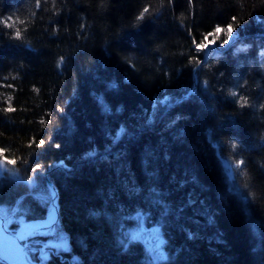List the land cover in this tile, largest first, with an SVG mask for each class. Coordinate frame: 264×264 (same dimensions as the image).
Returning <instances> with one entry per match:
<instances>
[{
    "label": "trees",
    "instance_id": "obj_1",
    "mask_svg": "<svg viewBox=\"0 0 264 264\" xmlns=\"http://www.w3.org/2000/svg\"><path fill=\"white\" fill-rule=\"evenodd\" d=\"M232 16L264 33V0H0V147L17 160L0 206L46 219L51 169L60 216L39 239L65 238L58 264H264V37L206 61L194 43ZM138 217L167 260L129 240Z\"/></svg>",
    "mask_w": 264,
    "mask_h": 264
},
{
    "label": "rangeland",
    "instance_id": "obj_2",
    "mask_svg": "<svg viewBox=\"0 0 264 264\" xmlns=\"http://www.w3.org/2000/svg\"><path fill=\"white\" fill-rule=\"evenodd\" d=\"M114 147L115 146L110 147V150H113ZM101 155H103V154L95 155V153H93V155H91V156L88 155V157L95 159L97 157H100ZM224 163L227 166V171H228L229 175L232 176L233 169L230 167V165L227 163V161L224 160ZM231 165L234 167V166H237L239 164H231ZM60 169H62V168H60ZM63 169H67V167H64ZM47 172H48V175H50L51 169L48 170ZM53 211H54L53 209H50V211L48 212V217L46 219L42 220V222H41L42 224L47 223L48 218H49V214L52 213ZM17 213L18 212H17L16 208H8V207L1 208V214L3 215L2 217L5 219V221L12 226H14L16 224V227L18 226L17 225L18 222L21 221L20 220L21 216H19ZM54 215H55V212H54ZM137 220H138L137 224L133 228L129 229V231L127 233V237L129 238V240H131V241L135 240L138 242H142L151 263L152 262L157 263L158 261H161V260L162 261L167 260L168 255H167L165 248H164L163 232L159 228L145 225L146 223L144 222L143 217H138ZM51 232H53V230ZM47 234H49V233H47ZM47 238L50 239L51 237L49 238V236H48ZM59 239L62 241H65V238L60 237ZM50 240H52V239H50ZM29 249H30L31 255L35 258L37 257L39 259V261L40 260L42 261L45 259V258L40 259V257L45 255L46 252L40 251L34 245L31 246ZM56 252H59V251H56Z\"/></svg>",
    "mask_w": 264,
    "mask_h": 264
},
{
    "label": "snow or ice",
    "instance_id": "obj_3",
    "mask_svg": "<svg viewBox=\"0 0 264 264\" xmlns=\"http://www.w3.org/2000/svg\"><path fill=\"white\" fill-rule=\"evenodd\" d=\"M150 13V6H145L142 11L139 12V15L137 16V20H143L145 18V16L147 14ZM18 19V18H17ZM13 17L12 16H8L6 19L3 20V24H5L7 27L9 28H13L15 27L14 23H10L9 21H12ZM20 23H23V21H20ZM229 25H231V30H230V35L227 41H225L224 39L221 41V39H214V35L215 33L219 30V29H228ZM238 26L237 24V17L236 16H232L231 17V22H226L224 24H217L215 25L211 31H209L206 34V38L204 36V38L198 42H194L195 43V48L199 51V52H204L206 50H209L212 46L217 45L218 43L220 45H227L230 43L231 38L235 35V29ZM224 36V33H221V36ZM15 36L17 38H19L21 36V31L19 28L16 29L15 31ZM221 38V37H220ZM194 60H196L197 63H199L198 58L194 57ZM11 98H9L10 100ZM246 100H241V103H246ZM4 111L6 112H13L15 111V108L12 106V104L9 102L8 107L6 109H4ZM41 123H44V121H41ZM50 139V137H49ZM46 143V141L43 140H39L38 142V146H43ZM93 155L92 153H89V156ZM237 164H242V162L237 161ZM15 166L17 165V160L15 158H10L9 155L7 154V149L0 147V170H4V171H12V169H10L8 166ZM41 168V165L39 163H37L35 165V167L32 169L34 172L39 170ZM29 181H32V177L29 176L28 177ZM47 228L48 230H52L55 228V222H54V211L52 213L49 214V218H48V222L46 224H26L24 227V233L26 234H30V230H40V229H45Z\"/></svg>",
    "mask_w": 264,
    "mask_h": 264
},
{
    "label": "water",
    "instance_id": "obj_4",
    "mask_svg": "<svg viewBox=\"0 0 264 264\" xmlns=\"http://www.w3.org/2000/svg\"><path fill=\"white\" fill-rule=\"evenodd\" d=\"M237 38H239V36H236L234 38V41ZM214 50H218V49L215 46H212L209 50H207V54L205 56L204 61H206V59L208 58V55L211 53V51H214ZM193 77H194L195 81H194L193 87L189 90V92L187 94H185L184 96L180 97L179 99H177L175 102L167 104V106H166L167 108L172 106V105L179 103L180 101H182L183 99L187 98L190 95V93L194 90V88L197 85V82H196L197 71L196 70L194 71ZM108 151H110V148H105L104 150L96 153L95 155L104 154ZM57 167L58 168H64L60 165ZM45 179H46V182L48 183V185L54 191V196L52 198V206H53V209L55 210L54 222L56 224L58 219H59V205L57 203L58 198H59V193H58V190H57L54 182L50 179L48 172H46V174H45ZM25 225L26 224L21 225L19 227V229L17 230V232H13V230L6 224L5 219L0 215V237L14 239L15 248H16L15 251H16L17 255L19 256V259H21V261L24 264H54L52 262H43V261L35 260L30 255V253L27 250L26 243L23 242V239L20 235V232H22L24 230ZM47 230L48 229L45 228V229L33 230V231L38 232V233H43V232H46ZM51 245H63L64 246L65 244H62L61 242H53V243H51ZM0 262H2L3 264H10V261L4 259L3 257H0Z\"/></svg>",
    "mask_w": 264,
    "mask_h": 264
},
{
    "label": "bare ground",
    "instance_id": "obj_5",
    "mask_svg": "<svg viewBox=\"0 0 264 264\" xmlns=\"http://www.w3.org/2000/svg\"><path fill=\"white\" fill-rule=\"evenodd\" d=\"M225 49H229L228 47H227V45H225V47H224ZM212 53H216V52H213L212 51ZM202 64V63H201ZM201 64H199L195 69H194V71L196 70V71H198V68H199V66L201 65ZM194 74V73H193ZM191 94V93H190ZM189 97V96H188ZM187 97V98H188ZM177 99H179V98H177ZM177 99H175L174 100V102L177 100ZM169 104V103H168ZM167 106V105H166ZM167 107H166V110L163 112V114L159 117V118H157L156 119V121H155V124H160L161 123V121H164L165 119L163 118V116L166 114V111H167ZM107 148H110V147H107ZM96 154V153H95ZM90 158V157H89ZM1 208H3L2 206L0 207V215L1 216H3L2 214H1ZM13 208V207H12ZM52 209H53V206H52ZM59 216H60V214H59ZM59 220V219H58ZM58 222V221H57ZM24 224H31V222H24L23 223V225ZM57 224V223H56ZM55 224V225H56ZM147 224V223H146ZM18 226L16 227V224L14 225V226H12V225H10L9 224V227H11V229L13 230V232H17V230L19 229V227L22 225V224H17ZM154 227H156V228H159L162 232H163V228L161 227V226H154ZM20 235H21V237H22V239H24V238H26L27 236H35V237H37L38 239L40 238L39 236H42L40 233H38V232H35V231H33V230H30V234H26V233H24V230L22 231V232H20ZM57 242H61L62 244H65V241H62V240H60V239H57ZM65 246H67V243L63 246V245H59V247H65ZM27 247V250H29L28 252L29 253H31L30 252V249H29V247L28 246H26ZM37 248V247H36ZM15 241H14V239H12V238H5V237H0V257H3L4 259H6V260H8V261H10V264H24L22 261H21V259H19V256L17 255V253H16V251H15ZM165 251H166V253H167V250L165 249ZM167 255H168V253H167ZM33 257V256H32ZM33 259H35V260H39L37 257L35 258V257H33ZM40 259H44V257L43 256H41L40 257ZM42 261H44V262H49L48 260H46V259H44V260H42ZM62 263V262H61Z\"/></svg>",
    "mask_w": 264,
    "mask_h": 264
},
{
    "label": "flooded vegetation",
    "instance_id": "obj_6",
    "mask_svg": "<svg viewBox=\"0 0 264 264\" xmlns=\"http://www.w3.org/2000/svg\"><path fill=\"white\" fill-rule=\"evenodd\" d=\"M25 239H26L27 246L29 248L34 245L40 251L46 252L45 255H43V257L46 260H49L50 262H53L55 264H58L55 261V259L58 260V262L64 261L63 259H61L62 253L56 252V249H54V247L56 246L50 245V243L55 242V240H50V239L40 240L35 236H27Z\"/></svg>",
    "mask_w": 264,
    "mask_h": 264
},
{
    "label": "clouds",
    "instance_id": "obj_7",
    "mask_svg": "<svg viewBox=\"0 0 264 264\" xmlns=\"http://www.w3.org/2000/svg\"><path fill=\"white\" fill-rule=\"evenodd\" d=\"M233 147H235V145H233Z\"/></svg>",
    "mask_w": 264,
    "mask_h": 264
}]
</instances>
